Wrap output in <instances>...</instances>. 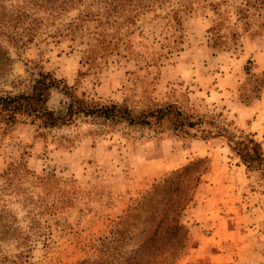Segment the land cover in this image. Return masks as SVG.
Here are the masks:
<instances>
[{"label":"rangeland","instance_id":"obj_1","mask_svg":"<svg viewBox=\"0 0 264 264\" xmlns=\"http://www.w3.org/2000/svg\"><path fill=\"white\" fill-rule=\"evenodd\" d=\"M219 1V14L208 7L181 14L184 43L171 53L172 32L151 12L136 20L130 51L88 56L92 36L63 39L60 21L43 23L19 50L0 36V96L23 91L28 72L40 69L85 100L123 103L134 114L173 104L235 135L252 134L264 152V29L244 31L236 22L243 0ZM211 27L224 42L221 51L206 45ZM148 52L159 57L149 63ZM59 100L52 94L49 106L59 110ZM98 123L52 130L0 125V230L27 238V263L93 260L94 241L131 199L164 174L205 158L207 172L182 218L188 241L172 264H264L263 185L223 140L181 138L165 124L155 133ZM1 247L26 250L10 242Z\"/></svg>","mask_w":264,"mask_h":264},{"label":"trees","instance_id":"obj_2","mask_svg":"<svg viewBox=\"0 0 264 264\" xmlns=\"http://www.w3.org/2000/svg\"><path fill=\"white\" fill-rule=\"evenodd\" d=\"M219 2L222 1L0 0V36L19 50L43 23L60 21L67 31L63 39L72 41L76 36H92V44L84 51L88 56L101 55L118 47L130 51L133 44L128 38L136 31V20L151 12L155 18L165 20L172 32L168 35L172 39L166 46L167 53H171L180 51V45L184 43L181 14L200 7H208L219 14ZM235 17L244 31L252 27L264 29V0H243L235 8ZM207 33V47H217L221 51L224 42L215 27L209 28ZM148 54L149 63L159 57ZM138 57L141 56L138 54ZM52 94L60 97L59 110L49 106ZM87 121H96L105 127H147L155 133H161L165 124L170 133L181 138L223 140L245 172L256 174L262 182L264 202V152L252 134L239 131L235 135L213 119L194 118L173 104L134 114L123 103L104 105L88 101L75 95L73 86H68L62 78L40 69L28 72V84L23 91L0 96V125L6 128L29 124L52 130ZM205 160L192 159L159 177L131 199L114 217L108 231L94 241L95 258L78 264H172L176 261L188 241L182 218L200 179L207 172ZM26 241L27 238L14 231L0 230V264H30L27 263L30 248L25 245ZM4 242L24 245L26 250L14 249L12 253L1 247Z\"/></svg>","mask_w":264,"mask_h":264}]
</instances>
